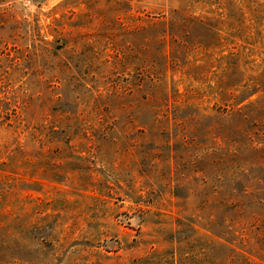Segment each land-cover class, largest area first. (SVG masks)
<instances>
[{
  "label": "rangeland",
  "instance_id": "obj_1",
  "mask_svg": "<svg viewBox=\"0 0 264 264\" xmlns=\"http://www.w3.org/2000/svg\"><path fill=\"white\" fill-rule=\"evenodd\" d=\"M0 264H264V0H0Z\"/></svg>",
  "mask_w": 264,
  "mask_h": 264
}]
</instances>
